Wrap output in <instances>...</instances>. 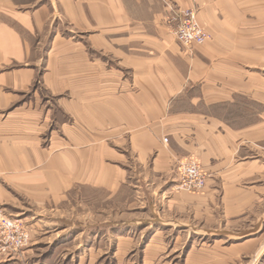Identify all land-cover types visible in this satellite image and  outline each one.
Instances as JSON below:
<instances>
[{
	"label": "crops",
	"instance_id": "obj_1",
	"mask_svg": "<svg viewBox=\"0 0 264 264\" xmlns=\"http://www.w3.org/2000/svg\"><path fill=\"white\" fill-rule=\"evenodd\" d=\"M168 5L210 41L180 46ZM191 158L202 195L173 187ZM128 191L206 239L186 264H264V0H0V208Z\"/></svg>",
	"mask_w": 264,
	"mask_h": 264
},
{
	"label": "rangeland",
	"instance_id": "obj_2",
	"mask_svg": "<svg viewBox=\"0 0 264 264\" xmlns=\"http://www.w3.org/2000/svg\"><path fill=\"white\" fill-rule=\"evenodd\" d=\"M46 100L51 109L55 108V98L48 95ZM55 128L53 120L49 134ZM179 182L178 175L173 187L175 191L183 192L176 189ZM138 197L131 191L111 199L99 194L74 195L65 204L52 202L47 208H42L19 196V209L8 206L6 210L2 209L5 207L0 208V211L21 219L30 231H34L36 243L31 241L17 258L0 256V260L20 264H186L190 253L195 254L202 245L207 247L206 239L189 235L185 229L139 224L144 220L152 223L150 218L153 214L149 205L142 204L144 200ZM19 212L21 215L15 214ZM105 219L114 226H104L101 221ZM57 221L59 225L69 222L75 226H66L68 230L59 237L57 233L64 226L56 225ZM121 223L125 225L120 226ZM105 229L110 230L112 237L105 238ZM156 230L160 233L154 237ZM123 235L127 238L120 239ZM125 239L128 240L124 242Z\"/></svg>",
	"mask_w": 264,
	"mask_h": 264
},
{
	"label": "built area",
	"instance_id": "obj_3",
	"mask_svg": "<svg viewBox=\"0 0 264 264\" xmlns=\"http://www.w3.org/2000/svg\"><path fill=\"white\" fill-rule=\"evenodd\" d=\"M171 15L167 18L171 34L185 49L204 45L210 40V34L197 20L194 10L174 9L168 5ZM168 142V139H165ZM179 183L177 190L202 195L207 186L208 174L202 164L194 158L178 166ZM30 230L19 218H12L0 211V256L17 258L30 245Z\"/></svg>",
	"mask_w": 264,
	"mask_h": 264
}]
</instances>
